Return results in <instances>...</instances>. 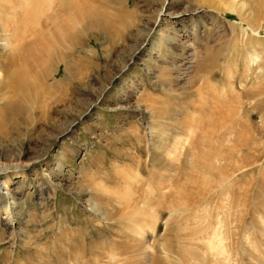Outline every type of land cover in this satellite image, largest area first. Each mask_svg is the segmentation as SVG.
Listing matches in <instances>:
<instances>
[{
  "label": "rangeland",
  "instance_id": "374dc122",
  "mask_svg": "<svg viewBox=\"0 0 264 264\" xmlns=\"http://www.w3.org/2000/svg\"><path fill=\"white\" fill-rule=\"evenodd\" d=\"M161 4L162 0L107 1L105 8L116 24L112 37L79 27L86 37L80 34L78 46L69 50L78 59V77L69 80L59 66L49 81H58V87L42 102L34 98L26 110L13 113L9 102L14 92L11 87L0 90V166L16 162L26 175L9 186L16 206L8 195L0 197V264H55L59 258L65 264H90L96 253L110 255L109 262L98 264H209L211 243H203L207 253L202 260L193 254L183 257L181 249L201 246L197 237L210 221L218 227L214 236L220 233L213 236L212 246L218 264H233L225 257L227 247L239 258L238 264H264V0H205L206 10L186 12L176 18L180 22L160 12L167 7V12L191 10L195 2L170 0L163 10ZM22 12L17 7L8 15L20 22ZM8 15L0 9V22ZM8 35L0 29V65L7 64L19 47L6 42ZM25 36L27 44L39 34L28 31ZM183 39H188V46ZM207 53L213 55L215 67L198 73L197 58ZM32 59L29 55L28 61ZM208 112L223 117L210 120ZM202 129L214 138L206 139ZM240 131L251 139V149L237 140ZM171 147L174 153L169 154ZM208 152H225L223 182L235 181L237 193L245 192L242 204L236 205L232 195H218V177L205 170ZM145 191L161 200L156 208L159 248L128 249L123 256L118 252L122 244L134 238L143 244L149 241V224L143 225L144 237H137L142 227L136 228L134 220ZM100 200L106 214L124 217L97 219L94 204ZM171 202L185 203L186 210L176 205L179 209L169 218ZM5 204L14 210V218L19 217L11 225L4 220ZM72 230L78 234L72 235ZM40 244L41 253L35 252Z\"/></svg>",
  "mask_w": 264,
  "mask_h": 264
},
{
  "label": "bare ground",
  "instance_id": "6f19581e",
  "mask_svg": "<svg viewBox=\"0 0 264 264\" xmlns=\"http://www.w3.org/2000/svg\"><path fill=\"white\" fill-rule=\"evenodd\" d=\"M107 1H110V0H0V9L4 10L7 13V15L10 14L11 12H15L17 7L22 9V11H23L22 12V19H21L20 22H14V20L11 18L10 15H8L5 20H1V22H0V29L2 31L3 30L6 31L7 34H9L6 38H4L6 40V42L11 40L12 43H13V48H15L16 46L20 47V48L18 47V49H15L12 52V54L10 55V57H9V59L7 61V64H1L0 65V78L2 77L0 79V90H6V89L11 87V89L14 92V95H15L14 99L9 102V103L12 102V105H10L9 107L12 108L13 113L19 114V113L23 112V110H26V107L28 106L29 100H33L34 98H36V99L40 98V101L42 102L45 99V97L47 95H49L52 90H54V88L57 89V87H58L57 85L59 84V82L55 80V81H52V82L49 83V81L51 80L52 77H54L57 74V72H58L57 69H58L59 66H63L64 77L67 76L69 78V80H73L74 78L78 77V59H75L74 57H71L72 51L69 53V50L70 49H74L75 47L78 46V42L80 40L79 39L80 38V34H81V36L82 35L85 36V34H82V32L79 33V31H78L79 27H80V29H82L83 32H88V33H89V31H94L96 33H99V32L101 33L102 31H105V33L108 32V36L112 37L111 34L114 32L113 31L114 30L113 27L116 24L115 23L113 24V22H114L113 15L111 13H109L106 10V8H105L106 7L105 3ZM191 1L196 3V7H192L191 10L185 9V10H182V11H179V12H177V11L176 12H171V11L167 12V10H168L167 9L168 7H167L166 11L164 13L160 12V14L162 13L161 15H165V16H168L170 18L172 17V19H174V18L176 19L177 17L182 18V15L184 13H186V12L195 14V13H199V12H201L203 10H206L204 8H208L206 5H204L205 0H191ZM166 2L168 3V2H170V0H162L161 10H163L164 5H165ZM210 2H211V0H210ZM109 5H110V3H109ZM100 7H102L103 10H101L102 8L100 9ZM51 12H54V13L52 15H48ZM120 15H122V14H120ZM161 20H162V18L159 19V21H161ZM175 21L176 22H180V19H176ZM114 28L116 29V26ZM50 29H52V35H50ZM28 31H32V33L34 35H36V33L39 34V37H37V39H34V40L33 39H31V40L29 39L28 43L26 44V39H25L26 36H25V34H27ZM181 31L184 32V33H182L183 36H185V35L187 36L188 35L186 33L188 31L187 29H181ZM117 32H118V30H117ZM84 36L81 37V38H84ZM162 40H164V39H162ZM187 40L188 39H183V41L186 43V46H188ZM66 50L68 51V53L70 55L67 53ZM29 55L33 56V59L31 61H28ZM212 56H210L209 53L198 56L197 61H196V66H197V72L198 73H200L199 71L203 70L204 74H205L206 67H207L208 71H211L212 68L215 67V65H214V67L212 65V63L214 64V60H212L213 59ZM188 58L189 57H187L186 59H187V64L189 65L190 63H188L189 62ZM19 60H21V62L24 60L23 61L24 63L20 65L19 64V62H20ZM189 60L191 62H193L191 56H190ZM209 61H211V65L212 66L211 65H209V66L207 65L206 66L207 63L208 64L210 63ZM0 62H2V61H0ZM11 68H13V70H11ZM3 69H5V70L3 71ZM199 77H200V75H199ZM205 77H207V76H205ZM206 105H207V107L210 108V106H208V104H206ZM216 107L217 106H215V109H216ZM154 111H156V110H154ZM165 111H166V109H165ZM199 111L202 112L203 111L202 108ZM204 111H206V110L204 109ZM209 111L211 112V110H209ZM213 111L215 112V110H213ZM221 111H222V109H221ZM223 111H222V113L225 114ZM157 112L158 113H162L163 116H164L165 112H163V110H160V111H157ZM210 112H208V113H210ZM201 114L202 113H199L198 115H201ZM214 114L216 116L214 115L212 117V115L210 113V115H211V117H210L211 119L210 120H212V118L214 119L216 117L217 120L216 119L215 120L219 121V119H221L223 117L222 115L220 117H219V115L217 116V113H214ZM218 114H220V113H218ZM177 120H175V121H177ZM223 120H221V123H222ZM213 122H214V120H213ZM204 123H205V121H204ZM206 123H208V122H206ZM221 123H219V124H221ZM205 125H208V124H205ZM17 126L15 128H17ZM217 126H218V123H217ZM211 127H209L208 129H211ZM203 129H202V134H203L202 136L206 137V139H207L209 136H211V135H209L210 131L209 130L206 131V130H203ZM245 130H246V128H245ZM244 133L246 134V132H244ZM211 137H209L208 140L211 139ZM212 138H214V137H212ZM213 140H212V143H213ZM237 140L240 142L241 145H244V146L247 145L248 149L249 148L251 149V139L248 136L246 137L245 135H243L242 132H241V135L238 137ZM210 141H209V143H210ZM204 144H205V142H204ZM216 144H217V142H216ZM208 145H210V144H208ZM217 146H218V144H217ZM174 148H172V147L169 148V152H170L169 154H171V152L174 153ZM215 148H216V146H215ZM201 149H200V151H201ZM243 149H245V148H243ZM204 150L205 149H202L203 152H205ZM219 151L220 150H218V152ZM243 153H244V151H243ZM208 155H209L208 157L206 156V158H208V159H207V164L205 165V170H208L212 174L216 175L215 178L218 177L217 179H215V182H214V186H219V190L217 189L218 190V195L220 197H223V196L230 197V195H232V198H233L235 204L239 205V203L242 202L241 200H242L243 196H246V195H243V194H245V192H243V194L241 193V191L239 193H237L236 187L234 186V182L235 181L234 182L231 181V182L225 183L226 181L229 180V179H227L225 182H223L225 180V179L223 180V172L226 173L224 171V165H223L225 163L224 162L225 159L227 158L225 156V152L224 153H222V152H220V153H212V152L209 153L208 152ZM234 155L236 156V154H234ZM242 155H244V154H242ZM242 155H241V157H242ZM195 157L197 158V156H195ZM237 157H238V155H237ZM192 158H194V157H192ZM232 158H234V156ZM219 161H221V163H219L220 165L217 166L216 163L219 162ZM253 161H254V159H253ZM240 162H241V159L239 160V164H242ZM225 167H227V166H225ZM241 167H243V166H241ZM227 168H230V167L228 166ZM227 168H225V169L227 170ZM232 168H233V166H232ZM21 169L22 168L20 167V165H18L16 162H14L12 164L10 162H4L0 166V194L4 195V196L1 195L0 197L2 198V197H5L6 195H8L10 197V200L12 199L11 202L14 203L13 204L14 206H16L17 200H16V197L13 196V194H15V193L12 192V190L9 189V186H10V184L20 182L21 180H23L22 178H24L26 176L24 170H21ZM227 171H230V170L228 169ZM238 171H240V170H238ZM231 172H233V171L231 170ZM230 174H227L229 176L228 178H232L231 177L232 175L230 176ZM189 178L191 179L192 176L189 177ZM251 179H253L252 176H251ZM152 182H154V181H152ZM152 182H151V185H152ZM236 186H237V184H236ZM153 193H155V192H153ZM161 197L163 198V196H161ZM6 198H7V196H6ZM141 199L144 200V204L142 206L139 205V208L136 209V211H138V214L140 216H142V217H139V215H136L137 218L135 217L134 220L137 219V221H136V223L133 221V224L135 223L136 228L138 226L140 228L142 227L141 229L138 228V229H140V231L139 230H137L138 232L136 231L137 234H138L137 237H141V236L144 235V232H146V228L143 225L149 224V231H150L149 241L147 243L143 244L141 242H138V239L134 238V239H132L133 242H130V243L127 242V243L122 244L120 246V248H119L120 251H118V252H120L122 255L124 254L123 256H125V252L128 249H130L131 252L132 251L133 252L134 251L140 252V251H143V250H145V251H150V250L155 251L156 250L157 251L158 248H159V247L155 246V244L157 243V240H155L156 227L158 226V225L156 226V223H158L157 222L158 221V213H160V212H158V209H156V208L159 207V204H160L161 200L158 199V198H157L158 200L155 199L151 195V191L150 192L149 191L148 192L145 191V193L143 194V197H141ZM5 200L7 201V199H5ZM8 201H9V199H8ZM101 201L102 200L98 201L97 204H94V206H95L94 208L96 209V210L94 209V211L97 213V215H95L97 217V219L107 218L108 220L111 219V220H117L118 221V219L120 220V218L124 217V213L123 214L121 213L120 215H117L118 213L116 215H112L111 214L112 216L109 214V212H108V214H106L107 211L105 213L102 210V208H100L99 203L101 204ZM146 204H148L149 206L148 205L145 206ZM5 205H2V206L4 207ZM13 205H11V206H13ZM176 205L182 207L183 209H185L184 208L185 203H181L180 204L178 202H171V204H170V212H169L170 213V215H169L170 217L169 218L174 216L176 211L179 209ZM101 207H102V205H101ZM134 207H133V209H134ZM5 208L9 209L8 204L6 205ZM5 208H3V209H5ZM89 208H91V207H89ZM237 208H239V207L237 206ZM237 208H234V209H237ZM6 209L4 211V213L6 215L4 217V220L6 219V223H9L11 225V224L15 223L14 222L15 218L18 217V215L14 218V216H15L14 212H13L14 210L10 211V209L9 210H6ZM133 211H135V210H133ZM136 211H135V213H136ZM237 211H238V209H237ZM237 211H235V218H234L233 222H235V221L237 222V223L235 222V225L238 228L239 227V214L236 213ZM95 212H94V214H95ZM130 212H131V210H130ZM92 213H93V211H92ZM208 214L212 215L213 213L211 212V213H208ZM133 217L134 216H132V218L131 217H129V218H131V220H133ZM191 217H192V215L189 216V218H191ZM206 217L204 219H206ZM126 218H128V217H126ZM119 222H121V221H119ZM141 222H143L144 224H142ZM131 225H128V226H131ZM119 227H121V225ZM125 227H126V225H125ZM125 227L124 228L121 227V228H123V230H124ZM126 228H128V227H126ZM136 228L132 229V230L134 231V230H136ZM217 228L218 227L216 226V221L215 222L214 221H210V222H208L207 225L201 227L200 234L198 235L197 239L202 241V245L201 246H194V245L189 244L188 246H186V248L181 249V253H183L182 256L185 257L186 255H188V257H190L193 254L197 258L206 257V253H207L206 248H207V246L205 244L203 245V243L204 242L205 243L208 242V243H211V244H209L211 247L213 246V243H214L213 236H214ZM67 229H68V227H67ZM71 232H72V235L78 234V230L77 231L76 230H72ZM134 232H132V233H134ZM132 233H131V236H132ZM219 234L220 233H218L216 235H219ZM70 235H71V233H70ZM216 235L214 236V238L216 237ZM61 236H63V234ZM116 236H118V235H116ZM127 239H129V238H127ZM218 240H220V239H218ZM221 241L222 240H220L219 244L222 243ZM89 245H91V247H93V246L95 247L96 246V244H92V243H89ZM40 246H42L40 248V250H39V248H36L35 252H39L40 251L39 253H41V250L43 249V245L40 244ZM220 246L221 245H219V247ZM223 246L224 245H222V247H221L222 249H223ZM46 247H47V245H46ZM184 247H185V245H184ZM211 247L208 249L207 257H208V254L210 255V257L208 258L207 261H209L208 262L209 264H218V262L216 261V258L214 257V254L212 253L213 247L212 248ZM217 250L218 249H216L214 251L216 252ZM138 252H137V254H138ZM237 253H238V251H237ZM59 254H60V252H59ZM75 254H77V253H75ZM45 255H46V253H45ZM103 255H102V253L94 254V256H92V258L89 260L91 262L90 264H98V261H100V260L103 261V262L104 261L105 262H109L110 255L108 254L109 257L105 256L106 254L104 256ZM233 256H235V258H236V255L233 254L232 250L231 249L228 250V247H227L225 257L226 258H230L229 260H231V262L233 264H238L239 261L237 259H239V258L235 259ZM127 257H131V255L129 254ZM57 258H59V255H58ZM200 259H199V262L202 260V259L201 260ZM62 260H63L62 258L61 259L59 258L57 263L58 264L61 263ZM74 260H76V258H74ZM126 260L128 261L129 259L127 258ZM193 260H194V257H193ZM55 261L53 263H55ZM120 261L123 262L122 259ZM130 261L132 262V260H130ZM196 262H194V263H196ZM49 263H44V264H49ZM51 263H52V261H51ZM57 263H55V264H57ZM63 263L65 264V261ZM74 263H72V264H74ZM128 264H130V263H128ZM184 264H185V262H184ZM201 264H203V263H201Z\"/></svg>",
  "mask_w": 264,
  "mask_h": 264
}]
</instances>
